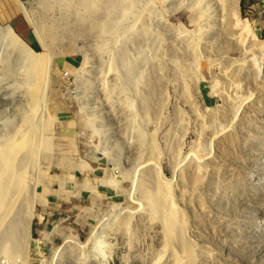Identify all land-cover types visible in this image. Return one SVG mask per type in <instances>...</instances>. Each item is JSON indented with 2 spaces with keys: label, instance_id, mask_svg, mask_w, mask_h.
I'll list each match as a JSON object with an SVG mask.
<instances>
[{
  "label": "rangeland",
  "instance_id": "1",
  "mask_svg": "<svg viewBox=\"0 0 264 264\" xmlns=\"http://www.w3.org/2000/svg\"><path fill=\"white\" fill-rule=\"evenodd\" d=\"M82 1L0 0V26L10 25L25 43L20 32L29 33L37 46L27 43L31 50L52 60L45 101L35 115L50 147L38 143V155L21 182L22 196L34 210L30 246L22 253L0 250V264H166L167 253L153 231L155 217L151 221L147 199L139 190L141 176L149 190L160 182L170 185L196 264H264V71L259 69L264 52V0H239V22L233 18L234 31L229 36L233 32L232 38L239 37L242 51L211 34L215 27L200 30L204 21L193 17L185 5L189 0H172L169 6L154 0L162 16H155L143 0L130 3L127 9H138L147 24V39L135 45L125 43L123 35L117 40L127 54L143 50L148 65L145 78L141 74L136 86L123 82L119 70L127 90L116 92L115 97H109L107 70L102 76L91 71L97 66L95 58L86 64L85 56L92 60L95 54L109 65V53L102 48L108 47L109 40L89 31L91 23L78 25L76 20L86 16ZM107 2L101 0L92 16L100 15L101 21L110 18ZM22 4L35 18L45 46L39 44ZM176 39L195 44L202 58L197 73L189 55L174 53ZM7 47L0 39V69L10 64ZM173 67H184L188 75L180 81ZM99 77L106 80L104 91ZM20 85L16 75L0 80L5 90ZM11 96L0 98V141L28 113L25 102ZM113 102H118L114 118L109 111ZM145 166L156 171L145 169L139 177L138 169ZM20 203L17 197L15 221H19L18 213H26L27 207ZM126 214L129 227L124 231L119 221ZM15 227V223L2 224L0 241L4 231ZM15 233L7 235L11 248L25 241L21 231ZM101 239L105 263L94 256Z\"/></svg>",
  "mask_w": 264,
  "mask_h": 264
},
{
  "label": "bare ground",
  "instance_id": "2",
  "mask_svg": "<svg viewBox=\"0 0 264 264\" xmlns=\"http://www.w3.org/2000/svg\"><path fill=\"white\" fill-rule=\"evenodd\" d=\"M107 1L108 2L106 4V9L108 7L107 9L109 13L108 16L110 18H106L105 20L101 21L102 18H100V15H98L97 17L92 16L93 13L95 15L97 10L101 6L100 4L101 0H84V2L82 1L81 6L84 7L83 16L84 15L86 16L84 17L80 16V18H78L76 21L79 22L78 25L84 23L87 24L91 23V26L88 29L89 31L92 32L97 31L101 36H106V38L109 40L107 42L108 47L106 46V44L102 46V48L107 49L109 53V57L106 58L107 59L106 61L109 62V65H104L103 60L99 59L95 54H93L92 60L88 55H86L85 58H86V64L88 63L90 64L92 63L91 61H93L94 58L96 59L97 66L90 67L91 69L88 68L91 71L94 72L95 70H97L102 76L103 72H105L104 70L105 69L107 70V76L109 74L108 81L110 83L108 90L110 95L109 97L111 96L115 97L114 94L116 92L121 91L124 93V90L125 91L127 90V87H123L126 85H122L121 77L119 78V70L122 73L123 78L125 79L122 80L123 82L125 81L126 84L128 83V84H133V86H136L137 83L139 82L138 81L139 79L145 78V72L147 68L146 66L148 65L146 61L147 60L146 54L145 52H143V50L141 54H140V50H138L137 53L134 52L135 53L134 55L127 54L128 52L125 49H120L122 43L118 42L117 39L119 36L123 35V39L125 43L131 42L132 44L135 45L138 41H140V39H142L144 44V42L147 39L146 36L147 24L145 20L140 18L138 9L137 10L127 9V6L130 3L133 5L139 3L138 0H135L133 2H129L130 0H120V2H118V0H107ZM161 1L164 4V6H169L173 2L172 0H161ZM143 4L145 7H148L149 10L151 11L153 10L155 16L163 15L162 12L158 10L154 0H143ZM185 5L188 9L191 10L193 17L196 20H199L201 22L204 21V24L203 26H201L200 30H204L205 28L211 29L212 27H215V29L212 31L211 34L214 33L218 39H225L226 43L228 44H232L233 46L240 47L239 50L242 51L241 41L239 40V37L232 38L231 36L233 32L231 36H229L230 31L232 30L234 31L233 18H236L238 21L239 0H189V2H187ZM22 7L23 10L25 11L24 13L26 15L29 24L32 25V27H35L34 34L38 39L39 44L45 46V41L42 40L40 30L35 25V20H34L35 18H33L30 14H28L23 4ZM89 15H91L90 18H88ZM114 16H119V17H114ZM124 16H131V19L126 18ZM137 27H138V31H133ZM66 34L72 35L71 31L70 33L69 31H66ZM0 39L5 40L7 46H9L7 47V49H5V51L9 55L7 59L9 60L8 63H10L9 65L3 66L0 69V80H2L3 78H7L10 75H16L17 78L20 79V84H21L20 86H18V88H14L16 94L14 93L15 92L14 90L12 91L7 89L5 90L3 89V87L1 88L0 86V98H3V96L6 95L7 96L13 95L15 97H19L23 102H25L26 108L28 110V113H26V115H24L21 118L20 126L16 128L14 132L8 134L7 135L8 137L6 139L0 141L3 142L0 145V226L2 224H12V223L16 224L15 230L13 229L9 230L8 228L9 231L3 232V234L5 235L2 236V239L4 241H0V250L1 251L5 250V252H9V253L12 251L22 253L23 251H27V247L29 248L30 246V240L32 236L30 226H31V220L34 217V210H33V206L29 208V206L27 205V203L25 202L22 196L24 190L21 182H22V178L25 177L27 166H29L32 163V160H34V158L38 155V150H39L38 143L41 141L44 144L43 145L44 148L50 147V139L42 138L41 136L40 133L41 129H39V125H36L35 115L37 114V110L44 104L45 101V94L48 85L47 79L49 78V74H50L49 67H50V62L52 60H50V58L47 59L45 56L33 52L31 50V47H29L23 40L20 39L19 36L16 35L15 31L12 29L10 25H7L5 27L0 26ZM130 45L129 47H131ZM194 45L193 43H190L189 40L178 41L176 39V44L173 46V50L174 53L177 55L184 53L189 55L191 61V67L194 68L195 73H197L199 71L200 61H202V58L201 57L198 58L199 52L196 50ZM12 49L15 52L14 55H11V53L13 52ZM263 53L259 66L260 73L261 71H264ZM111 54H115V56H112ZM248 54L249 53H247V55ZM251 58H253L254 61L255 57H251ZM142 63H144L143 66ZM159 68L160 66L158 67V69ZM182 68L184 67H181L180 70L178 69L176 70L173 67V75L177 74V78L180 81L184 77L183 75H188V73H186ZM84 74L85 72L81 75V78L83 77ZM141 74H142V78H141ZM234 75L236 74L234 73ZM98 81L101 85V90L102 88H103L102 91L106 90V80H104V77H99ZM9 91H11L9 93L10 95L6 94V92ZM117 109H118V102L111 103V107L109 111L111 113L110 115L113 118H114L113 113L115 112V110L117 111ZM125 109L128 110L129 107ZM41 124L43 126L45 125V127L47 128L46 126L47 124H45V122ZM143 140H144L143 135L139 134L138 141L142 143ZM147 167L148 166L139 168L138 169L139 172L138 171L136 172H138L139 175L140 172H144L145 169H147ZM148 170L156 171L155 167H153V169H147V171ZM180 173L182 172L180 171L178 173L179 179L183 177V176L181 177ZM142 177L143 176H141V178H139L138 180V182L141 181V183H139L140 185L139 190L141 193V197L143 199H147L148 207L146 209L150 215L151 221L155 217V219H153L155 221V224H153L155 227L153 231H155L156 238L160 242L159 244L163 246L164 253L165 254L167 253L166 254L167 257L165 258V260H163V263L180 264V260H178L179 259L178 257L180 255L178 256L176 254L177 251L175 252L174 248L172 247V245H175V247H177L178 250L180 251L181 259H184V264H196L193 251L191 252V248L188 247L186 244V236H185L186 225H185L184 217L181 211L174 203V200L172 198V193L170 190V185L160 182V184L159 183L155 184L154 187L150 188L151 190H149V188L146 187L147 185L145 184V182L144 183L142 182L144 181L142 180ZM196 178H193V180L195 179V181H197ZM17 197L18 200L21 199V203H20L21 206L24 208L25 206L27 207L26 213L25 212L18 213L19 221H15L14 218V214H15L14 211L17 207L14 205V203ZM180 197L183 200V196L180 195ZM183 201L186 202L185 200ZM141 210H144V208ZM6 211H8L7 214L5 213ZM156 212L158 213L156 214ZM121 219L122 220L119 221V227L120 229L127 231L129 227L128 214H126L125 217ZM9 226L11 227V225ZM17 230L21 231V235L23 238H25V241L21 240L20 244L16 248H11L8 242L7 235H16L15 231ZM12 239L14 238L11 237L9 241L11 242ZM8 247L11 249L6 250ZM103 250H104V240L101 239L96 246V249L94 251V256L95 259L97 257H100L102 259V263H105L106 258L104 253L102 252ZM4 264H6V261H4Z\"/></svg>",
  "mask_w": 264,
  "mask_h": 264
},
{
  "label": "trees",
  "instance_id": "3",
  "mask_svg": "<svg viewBox=\"0 0 264 264\" xmlns=\"http://www.w3.org/2000/svg\"><path fill=\"white\" fill-rule=\"evenodd\" d=\"M17 23H18V24L20 23L19 26L22 27V23H21L20 20H18ZM13 25H14L13 27H14V29L16 30V32L18 31L17 33H19L20 30H19L18 26L15 25V23H14ZM20 35L22 36V38L25 39V41H26L29 45H31L32 47H34L35 49H37V46L34 45L33 38L30 36L29 33H21V32H20Z\"/></svg>",
  "mask_w": 264,
  "mask_h": 264
},
{
  "label": "crops",
  "instance_id": "4",
  "mask_svg": "<svg viewBox=\"0 0 264 264\" xmlns=\"http://www.w3.org/2000/svg\"><path fill=\"white\" fill-rule=\"evenodd\" d=\"M20 2H22V1H24V2H26V1H29V0H19Z\"/></svg>",
  "mask_w": 264,
  "mask_h": 264
},
{
  "label": "water",
  "instance_id": "5",
  "mask_svg": "<svg viewBox=\"0 0 264 264\" xmlns=\"http://www.w3.org/2000/svg\"><path fill=\"white\" fill-rule=\"evenodd\" d=\"M27 44V43H26ZM28 45V44H27Z\"/></svg>",
  "mask_w": 264,
  "mask_h": 264
}]
</instances>
